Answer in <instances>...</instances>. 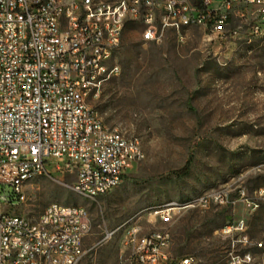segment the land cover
Wrapping results in <instances>:
<instances>
[{
	"label": "rangeland",
	"instance_id": "1",
	"mask_svg": "<svg viewBox=\"0 0 264 264\" xmlns=\"http://www.w3.org/2000/svg\"><path fill=\"white\" fill-rule=\"evenodd\" d=\"M258 23L257 33L250 18H232L218 34L192 27L182 41L165 30L158 42H145L142 26L126 23L115 53L120 74L92 106L108 128L139 140L143 158L112 192L92 200L72 190L74 168L53 161L23 184L21 201L7 211L34 219L52 203L83 207L90 231L78 264H129L131 229L136 237L167 232L173 258L227 264L230 251H250L252 264H264L261 251L236 243L243 236L264 242V200L254 195L264 188V22ZM190 154L188 173L174 175ZM212 195L226 196L227 204L174 207ZM167 206L174 208L167 217L153 215ZM240 221L244 227L236 230ZM226 227L231 232L223 234Z\"/></svg>",
	"mask_w": 264,
	"mask_h": 264
},
{
	"label": "built area",
	"instance_id": "2",
	"mask_svg": "<svg viewBox=\"0 0 264 264\" xmlns=\"http://www.w3.org/2000/svg\"><path fill=\"white\" fill-rule=\"evenodd\" d=\"M232 18H250L257 33L264 0H0V264H78L85 254L90 224L83 207L52 203L34 219L7 211L28 179L53 161L55 168L65 163L75 170L72 190L92 200L112 192L143 158L139 140L108 128L92 106L120 74L115 53L125 24H140L145 42H158L165 30L182 41L192 27L221 33ZM254 195L264 200V188ZM211 202L227 204L226 196L174 207L207 209ZM243 227L240 221L235 229ZM137 231L128 233L129 264H196L172 257L167 232ZM236 243L264 254V242L243 236ZM253 261L250 251L227 255V264Z\"/></svg>",
	"mask_w": 264,
	"mask_h": 264
},
{
	"label": "trees",
	"instance_id": "3",
	"mask_svg": "<svg viewBox=\"0 0 264 264\" xmlns=\"http://www.w3.org/2000/svg\"><path fill=\"white\" fill-rule=\"evenodd\" d=\"M193 158H192V154L189 155L188 157V160L186 161L185 165L183 166L182 169L174 172V175L178 176V177H181V176H185L189 169H190V166H191V162H192ZM14 199L12 198L11 201H13Z\"/></svg>",
	"mask_w": 264,
	"mask_h": 264
}]
</instances>
